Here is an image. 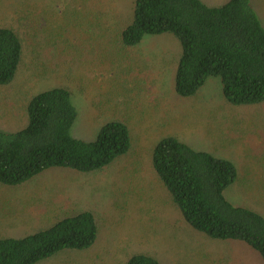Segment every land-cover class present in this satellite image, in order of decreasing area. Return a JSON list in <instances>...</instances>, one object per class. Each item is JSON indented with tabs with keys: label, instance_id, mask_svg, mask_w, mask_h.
Segmentation results:
<instances>
[{
	"label": "rangeland",
	"instance_id": "rangeland-1",
	"mask_svg": "<svg viewBox=\"0 0 264 264\" xmlns=\"http://www.w3.org/2000/svg\"><path fill=\"white\" fill-rule=\"evenodd\" d=\"M201 1L213 7L227 0ZM133 2L0 0V27L13 28L24 42L17 78L0 87V130L26 124L25 104L33 94L62 87L77 109L73 137L93 141L104 124L120 120L132 138L130 151L99 172L55 169L19 187L0 184V236L23 237L90 210L98 223L94 246L37 264H125L138 253L161 264H261L242 244L189 228L154 174L151 153L172 135L233 162L238 178L225 198L264 217V103L229 105L215 77L196 96H177L181 48L173 35L146 37L132 49L119 46L118 31L130 23ZM253 6L264 25V0Z\"/></svg>",
	"mask_w": 264,
	"mask_h": 264
},
{
	"label": "trees",
	"instance_id": "trees-1",
	"mask_svg": "<svg viewBox=\"0 0 264 264\" xmlns=\"http://www.w3.org/2000/svg\"><path fill=\"white\" fill-rule=\"evenodd\" d=\"M164 34L173 35L181 48L173 79L177 96H196L208 78L215 77L229 105L264 103V25L253 0H227L213 7L201 0H134L131 21L118 31L117 41L127 50L146 37ZM23 47L17 31L0 27V87L17 78ZM25 118L17 130H0V184L6 187H19L55 169L99 172L132 145L130 128L120 120L104 124L93 141L73 137L77 109L62 87L29 97ZM151 168L190 229L211 240L242 244L264 264V217L232 205L224 196L238 178L233 162L168 135L154 145ZM60 218L23 237L0 236V264H37L64 251L94 246L98 223L92 211ZM125 264L161 262L138 253Z\"/></svg>",
	"mask_w": 264,
	"mask_h": 264
}]
</instances>
